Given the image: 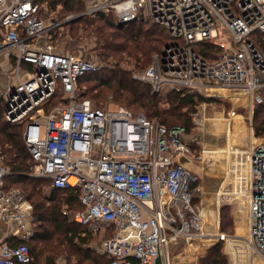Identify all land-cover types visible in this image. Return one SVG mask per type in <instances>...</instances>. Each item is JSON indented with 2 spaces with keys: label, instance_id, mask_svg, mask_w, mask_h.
Returning <instances> with one entry per match:
<instances>
[{
  "label": "built area",
  "instance_id": "obj_1",
  "mask_svg": "<svg viewBox=\"0 0 264 264\" xmlns=\"http://www.w3.org/2000/svg\"><path fill=\"white\" fill-rule=\"evenodd\" d=\"M71 1L85 9L67 21L113 13L120 24L142 19L168 31L167 47L133 75L154 93L188 89L212 101L214 91L235 92L251 99V115L235 133L226 124L229 143L221 155L199 136L188 137L185 127L167 128L124 106L96 108L78 99V81L99 63L58 50L56 21L39 0H0V69L7 70L0 100L8 122L26 119L31 176L79 191L84 209L71 219L101 236L99 252L110 264H156L159 257L173 264L171 247L196 252L204 242L224 244L228 264H264V138L253 122L255 109L264 107V0ZM203 43L219 49L212 60L196 50ZM59 93L65 104L47 110ZM208 106L203 101L191 114L194 127L205 122ZM223 156L225 175L209 201L194 167ZM10 174L0 157V229L29 241L33 209L21 189H5ZM223 205L246 208L244 235L221 233ZM32 260L27 244L0 242V264Z\"/></svg>",
  "mask_w": 264,
  "mask_h": 264
},
{
  "label": "trees",
  "instance_id": "obj_2",
  "mask_svg": "<svg viewBox=\"0 0 264 264\" xmlns=\"http://www.w3.org/2000/svg\"><path fill=\"white\" fill-rule=\"evenodd\" d=\"M39 3L49 4L53 8L60 5L64 12H82L85 9L83 2L71 0H39ZM96 18L110 31V41L105 52L112 66L83 75L79 78L78 85L93 75L96 83L110 89L120 102L141 107L149 120L167 128L185 127L189 133L193 128L192 112L199 103L207 100L198 92L188 89L169 91L165 96L168 107L161 108V99L157 93H153L152 87L132 76L134 70L146 69L152 63L153 56L161 54L167 47L171 41L168 31L142 19L120 24L113 13H98ZM195 48L207 60H212L219 52L210 43L199 44ZM103 71L105 73L101 74ZM105 96L103 94L99 98L104 100ZM78 99L83 100L85 96L78 93ZM100 102L98 101V105ZM57 103L65 104L62 93L55 96L47 110ZM5 111L6 103L1 101L0 157L11 170V174L5 178V189L18 188L17 184H21L23 190L18 189L25 193L32 206L36 226L29 241L12 237L3 242L12 247L27 244L33 259L28 264H55L60 255L66 256L65 259L68 260L75 259L80 264H110V258L101 255L94 246L101 236L90 234L85 226L71 219L73 213L84 209L79 201V191L74 188H54L49 179L30 177L32 158L24 140L26 119L21 123H10L5 118ZM254 115L255 135L264 138V107H257ZM64 211L68 214L65 215ZM224 218L227 219L228 215ZM49 225L61 236L52 237L46 230ZM42 244L44 247H41ZM209 256L211 258L204 260L203 264H228L222 243L212 248Z\"/></svg>",
  "mask_w": 264,
  "mask_h": 264
},
{
  "label": "rangeland",
  "instance_id": "obj_3",
  "mask_svg": "<svg viewBox=\"0 0 264 264\" xmlns=\"http://www.w3.org/2000/svg\"><path fill=\"white\" fill-rule=\"evenodd\" d=\"M46 9L44 10L49 14V17H52L56 21V28L52 31L53 42L58 48V50L69 52L72 54H82L89 58L91 61L95 63H99L98 66L100 69H105L112 66V62L109 58L106 57V49L107 45L110 41V31L105 28V25L99 23V21L95 16H82L79 18L78 16H74L71 20L67 19L70 15H76L80 12H64L62 11L63 7L58 5L56 8H53L48 5H44ZM62 11V12H61ZM61 12V13H60ZM148 22V21H146ZM59 25V26H58ZM159 55V54H158ZM157 56L154 55L153 58ZM99 70L92 71L93 73L99 72ZM144 70V69H143ZM143 70H134L132 72V76ZM0 90L7 83L6 71H4V67L0 69ZM104 74L105 72H100ZM82 81L80 85H78V93L79 95H84L85 99L90 100L94 106H97L102 109H116L117 107L124 106L135 113H143L145 115V111L139 107L138 105H128L127 103L120 102L112 93V91L106 87L99 86L94 80V76ZM134 77V76H133ZM169 89V88H168ZM219 96H214L212 101L207 100L209 106L205 110L206 116L204 117V121L199 127V129L193 126L192 130L187 133L188 137H200L205 143L210 144L211 146H215V151L219 152L221 155L227 153V149L225 148L229 143V137L226 134V129L228 122V127L233 125L231 133H235L233 129L234 127H238L241 122L244 120L247 122L248 117H250L251 113V99L247 98L244 95H235V92L229 93L224 91H214ZM154 93V92H153ZM168 92H164L162 94H158L161 102L159 107L166 108L168 107L165 96ZM229 93V94H228ZM234 93V94H233ZM106 95L104 100L99 98L101 95ZM214 94V93H213ZM230 97V99L223 98ZM236 97L237 101H233ZM98 101H101L98 105ZM233 101V102H232ZM60 104H55V106ZM198 106V105H197ZM196 110V109H195ZM0 111H1V100H0ZM194 112V111H193ZM192 112V113H193ZM236 112L239 114V118L232 122L229 118L230 113ZM156 121V120H155ZM253 122L255 123V115L253 118ZM232 123V124H230ZM242 129H244L242 127ZM247 129V128H246ZM244 133V131H242ZM230 136V134H229ZM214 149V147H213ZM218 155V154H217ZM32 164V163H31ZM224 156L223 160H219L217 157L212 160L210 163L198 164L194 168L199 173L202 183L205 186V189L209 193V201H211V193L215 191L219 185L221 184L224 173ZM32 166V165H31ZM31 168L29 169V175L31 176ZM37 178V177H33ZM39 179V178H38ZM18 188H22L21 184H17ZM16 186V187H17ZM211 208L212 205L210 204ZM246 208H238L235 205H223L220 210V231L221 233H227L230 235H244L247 231V213L244 210ZM228 215V218L225 219L224 216ZM213 215V212H211ZM232 218V219H229ZM208 226L214 227L213 219H208ZM212 229V228H211ZM46 230L51 234L52 237H60L59 232L55 231L51 225L46 226ZM216 244V242L209 243L204 242L198 251H193L189 247H185L183 245L173 246L170 249L171 252V261L173 264H203V261L207 258H211L209 256L210 251L212 250V246ZM100 247L102 244L99 241ZM99 248L98 243L94 245ZM41 247H44L42 244ZM97 251L100 250L97 249ZM197 249V248H196ZM100 253V252H99ZM102 255V253H100ZM64 255H60L57 260H65ZM227 258V257H226ZM66 263L68 264H80L75 259H66ZM61 263V262H60Z\"/></svg>",
  "mask_w": 264,
  "mask_h": 264
},
{
  "label": "crops",
  "instance_id": "obj_4",
  "mask_svg": "<svg viewBox=\"0 0 264 264\" xmlns=\"http://www.w3.org/2000/svg\"><path fill=\"white\" fill-rule=\"evenodd\" d=\"M9 235H10V234H9V232H8L7 229H5V228H1V229H0V242H3V241H5V240L10 239L11 237H9ZM99 241H100V243L102 244V238H100ZM99 241H98V246H99V248L101 249L102 246L100 247V245H99ZM95 248H97V247H95ZM99 248H97V249H99ZM65 260H66V259H65ZM65 260H63V261H61V260H57V261H55V264H66ZM66 261H67V260H66ZM60 262H61V263H60Z\"/></svg>",
  "mask_w": 264,
  "mask_h": 264
},
{
  "label": "water",
  "instance_id": "obj_5",
  "mask_svg": "<svg viewBox=\"0 0 264 264\" xmlns=\"http://www.w3.org/2000/svg\"><path fill=\"white\" fill-rule=\"evenodd\" d=\"M79 18H81V17H79ZM218 244H219V243L214 244V245L212 246V248H214V247H215L216 245H218ZM156 264H163V263H162V260H161L160 257L157 258Z\"/></svg>",
  "mask_w": 264,
  "mask_h": 264
},
{
  "label": "bare ground",
  "instance_id": "obj_6",
  "mask_svg": "<svg viewBox=\"0 0 264 264\" xmlns=\"http://www.w3.org/2000/svg\"><path fill=\"white\" fill-rule=\"evenodd\" d=\"M232 98H234V97H232ZM233 101H237V98L235 97L234 99H233ZM211 227V226H210Z\"/></svg>",
  "mask_w": 264,
  "mask_h": 264
}]
</instances>
